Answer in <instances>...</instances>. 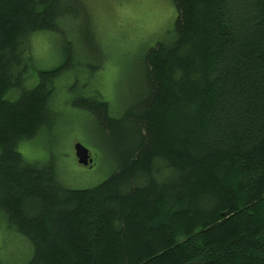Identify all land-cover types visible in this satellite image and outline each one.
Returning a JSON list of instances; mask_svg holds the SVG:
<instances>
[{"label": "trees", "instance_id": "1", "mask_svg": "<svg viewBox=\"0 0 264 264\" xmlns=\"http://www.w3.org/2000/svg\"><path fill=\"white\" fill-rule=\"evenodd\" d=\"M171 1L174 34L126 63L114 115L84 91L90 74L76 84L77 65L93 74L104 60L87 59L98 49L78 0H0V222L29 239L25 264H264V0ZM42 32L66 39L52 69L36 66ZM64 78L115 143L112 173L91 188L19 149L55 140Z\"/></svg>", "mask_w": 264, "mask_h": 264}, {"label": "rangeland", "instance_id": "2", "mask_svg": "<svg viewBox=\"0 0 264 264\" xmlns=\"http://www.w3.org/2000/svg\"><path fill=\"white\" fill-rule=\"evenodd\" d=\"M78 2L88 15L86 18L90 24L93 44L98 49L96 55L88 54L87 59L95 61H91V64L98 63L103 57L104 60L97 71L92 70L95 71L93 74L87 66L80 68L77 65L76 69L81 74L76 84L81 85L87 80L84 91L90 93L88 96L97 92V95L100 94L111 103L114 115H119L123 107L121 101L128 98L129 94V90L125 89L126 79L123 77L126 63L135 62L134 58H138L158 42L171 39L177 17L176 9L171 0H78ZM77 27V35L85 46L88 44L85 39L87 24H83L81 30L80 26ZM66 30V35L70 34L69 38L73 41L72 34L75 28L71 27L72 31L70 28ZM76 38L78 40L77 36ZM65 44L66 39L62 35L58 36L51 32L36 34L33 38L36 66L43 69L58 66ZM34 69L30 73L29 82L36 72ZM86 72L90 74V79L86 77ZM73 80L74 78H64L60 83H66L67 89L59 95L57 91L56 94L55 103L59 101L65 113L55 127V140L52 141L44 135L40 139L23 141L19 149L29 162L53 161L60 180L67 187L85 189L98 185L112 173L116 164V160L113 159L115 143L110 144L113 142L106 141L102 131L95 127V119L71 102L73 95L70 96L72 92L70 87L74 84ZM16 94L13 93L11 98ZM125 104L127 105L128 101ZM77 142H81L89 149L93 158L91 166L79 163L75 151ZM31 251L33 252V247L25 235L9 227L5 222H0V252L6 264H25L31 257ZM30 252L31 254H28Z\"/></svg>", "mask_w": 264, "mask_h": 264}, {"label": "water", "instance_id": "3", "mask_svg": "<svg viewBox=\"0 0 264 264\" xmlns=\"http://www.w3.org/2000/svg\"><path fill=\"white\" fill-rule=\"evenodd\" d=\"M75 151L80 164L89 166L91 163H93V158L91 157L89 149L81 142H77L75 144Z\"/></svg>", "mask_w": 264, "mask_h": 264}, {"label": "flooded vegetation", "instance_id": "4", "mask_svg": "<svg viewBox=\"0 0 264 264\" xmlns=\"http://www.w3.org/2000/svg\"><path fill=\"white\" fill-rule=\"evenodd\" d=\"M92 157V156H91ZM92 164H90L89 166H91Z\"/></svg>", "mask_w": 264, "mask_h": 264}]
</instances>
